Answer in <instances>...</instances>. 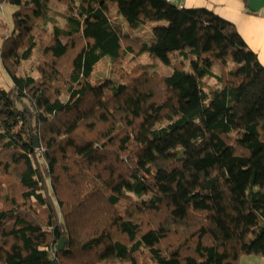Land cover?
Here are the masks:
<instances>
[{"label":"trees","instance_id":"obj_1","mask_svg":"<svg viewBox=\"0 0 264 264\" xmlns=\"http://www.w3.org/2000/svg\"><path fill=\"white\" fill-rule=\"evenodd\" d=\"M50 1L10 0L0 35L14 83L0 87V264L264 258V66L236 26L166 0H54L61 26ZM149 23L164 24L141 42ZM135 48L173 72L93 81ZM36 49L40 76L21 75Z\"/></svg>","mask_w":264,"mask_h":264},{"label":"rangeland","instance_id":"obj_2","mask_svg":"<svg viewBox=\"0 0 264 264\" xmlns=\"http://www.w3.org/2000/svg\"><path fill=\"white\" fill-rule=\"evenodd\" d=\"M73 3L78 5L80 0H72ZM49 5L53 11V16L56 18L57 24L63 26L65 24V20L63 19V13L66 11V5L58 4L56 1L52 0L49 2ZM18 10L17 6L12 4L10 0L5 2L3 5L0 4V35L1 38L6 37L12 27H13V14ZM113 15L116 17L119 25L127 31L130 27L128 23H126L122 18L118 16V9L113 8ZM164 23H149L146 26L139 27L134 30L136 32V37L140 38L141 42H149V40L153 36V29ZM48 32L52 31L53 24L50 23L47 25ZM37 36V40L39 42L42 41L43 37L40 35V30L37 28L35 31ZM2 41L0 40V49H1ZM136 51L132 55H124L123 53L119 57H104L95 69V73L93 75V81H99L107 78L118 79V77L123 73H133V71L138 67L147 66L151 69V71L157 72L161 75H170L173 72V67L164 64L159 58L153 57L149 53H139ZM178 53L171 54V57L174 60H181L178 57ZM41 59V54L38 49L34 51L33 56L24 61L22 67L20 68V74H30L34 77H39V63ZM187 69L189 68V63H187ZM213 71L219 74V68L217 66L213 67ZM206 91L208 92L210 89L216 87L217 81L214 78H205L204 79ZM13 80L4 69L2 61H1V50H0V87L3 89L9 90L13 87ZM249 257V255L242 256L240 260L243 261L244 258Z\"/></svg>","mask_w":264,"mask_h":264},{"label":"crops","instance_id":"obj_3","mask_svg":"<svg viewBox=\"0 0 264 264\" xmlns=\"http://www.w3.org/2000/svg\"><path fill=\"white\" fill-rule=\"evenodd\" d=\"M183 8H205L234 24L249 49L264 66V9L253 13L245 0H177ZM241 264H264V258L249 256Z\"/></svg>","mask_w":264,"mask_h":264},{"label":"water","instance_id":"obj_4","mask_svg":"<svg viewBox=\"0 0 264 264\" xmlns=\"http://www.w3.org/2000/svg\"><path fill=\"white\" fill-rule=\"evenodd\" d=\"M248 8L250 9L251 12L258 13L261 9H264V0H249ZM35 147L37 149L40 148V143L37 137L35 138ZM64 247H65V243L62 241L57 246V250L59 252H62L64 250Z\"/></svg>","mask_w":264,"mask_h":264},{"label":"built area","instance_id":"obj_5","mask_svg":"<svg viewBox=\"0 0 264 264\" xmlns=\"http://www.w3.org/2000/svg\"><path fill=\"white\" fill-rule=\"evenodd\" d=\"M168 3L176 4L179 8H183L181 3H178L177 0H166Z\"/></svg>","mask_w":264,"mask_h":264}]
</instances>
